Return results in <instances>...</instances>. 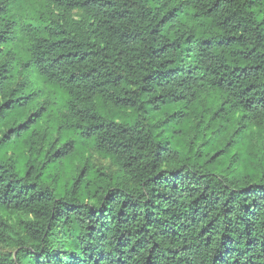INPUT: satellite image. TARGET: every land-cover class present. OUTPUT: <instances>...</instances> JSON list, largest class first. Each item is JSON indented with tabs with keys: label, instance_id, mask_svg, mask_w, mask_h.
<instances>
[{
	"label": "trees",
	"instance_id": "16d2710c",
	"mask_svg": "<svg viewBox=\"0 0 264 264\" xmlns=\"http://www.w3.org/2000/svg\"><path fill=\"white\" fill-rule=\"evenodd\" d=\"M22 1L0 0V264H264V0Z\"/></svg>",
	"mask_w": 264,
	"mask_h": 264
},
{
	"label": "rangeland",
	"instance_id": "374dc122",
	"mask_svg": "<svg viewBox=\"0 0 264 264\" xmlns=\"http://www.w3.org/2000/svg\"><path fill=\"white\" fill-rule=\"evenodd\" d=\"M44 8L41 6V3L38 0H24L22 1V8L20 9V13L27 18H31V17H37L39 15L40 12H43ZM75 17L78 18L79 17V12L76 11L74 13ZM190 123V128L191 129H195L194 125L198 123L197 118H193L192 121L189 122ZM223 139H225V136L223 135ZM213 142H206L204 144V148L206 150H209V148L211 147ZM215 143V142H214ZM83 155L84 157L88 158V160L95 166L110 172L112 170L115 169L114 164L112 163V161L105 155L100 154L98 151H96L92 146H85V148L83 147ZM227 157L225 156L223 158V164L227 163ZM6 218L8 219V221L10 223H14L15 222V215H10V214H5ZM9 251L8 248L4 247L3 245L0 244V253H4Z\"/></svg>",
	"mask_w": 264,
	"mask_h": 264
}]
</instances>
